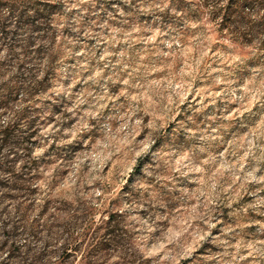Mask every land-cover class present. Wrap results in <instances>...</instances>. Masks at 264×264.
Segmentation results:
<instances>
[{"label":"rangeland","instance_id":"1","mask_svg":"<svg viewBox=\"0 0 264 264\" xmlns=\"http://www.w3.org/2000/svg\"><path fill=\"white\" fill-rule=\"evenodd\" d=\"M6 32L0 264H264V0H0V98Z\"/></svg>","mask_w":264,"mask_h":264},{"label":"trees","instance_id":"2","mask_svg":"<svg viewBox=\"0 0 264 264\" xmlns=\"http://www.w3.org/2000/svg\"><path fill=\"white\" fill-rule=\"evenodd\" d=\"M260 0H234L235 6L238 8H243L245 4H254L257 3ZM34 15L36 17H42L45 16L43 11H40L39 9L34 10ZM224 18L221 19L223 21ZM5 25V24H3ZM14 32L7 34L4 33L1 37L4 40V38H8L6 41L9 42V50L8 54L10 57H8L7 60L10 59V61H13V65L16 69V75L12 76V83L9 84L6 93L3 95L2 98H0V104H6V101L9 98H13L14 95L18 91L26 92L27 95H29L32 92L31 87H28L26 85L25 81L26 79H29L33 77V71L32 68L27 67L25 64V58L27 57L29 53V49H27V46L31 44V42L34 40L33 37L29 38L27 37L25 41L23 42V50L21 51L23 56L19 58V60H16V54L19 53L17 51H14L16 40L15 36L13 34ZM48 68L45 71V76H49ZM2 74V73H1ZM26 115V108L21 109L17 113V118H20L22 116ZM31 123V122H30ZM17 124L16 120L6 123L3 125H0V185H15L18 183L19 180H25V174L27 173V169L30 167L31 163L35 159L34 156L31 155V149L29 146H25L27 148L26 153H24V157H21L23 160L21 164L17 165V159L20 157L16 153L17 143H2V141H9L12 136L14 135L15 125ZM7 149V152H4V150ZM111 216V214L108 215V218ZM65 248H68L66 245Z\"/></svg>","mask_w":264,"mask_h":264}]
</instances>
